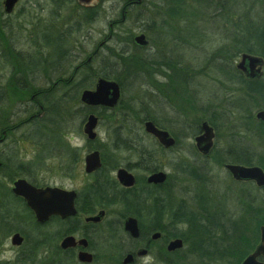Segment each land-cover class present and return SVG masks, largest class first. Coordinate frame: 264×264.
Segmentation results:
<instances>
[{
    "label": "rangeland",
    "instance_id": "374dc122",
    "mask_svg": "<svg viewBox=\"0 0 264 264\" xmlns=\"http://www.w3.org/2000/svg\"><path fill=\"white\" fill-rule=\"evenodd\" d=\"M2 1L0 0V3ZM49 2L50 0H46L41 3L46 7V11L51 10ZM164 2L163 8L152 9L149 4H145L142 9L133 10L132 22L115 23L114 20L120 17L119 11L107 5L105 9L101 8L103 9L101 18L98 17L89 24L79 21L74 23L73 18L78 12L74 8L66 7L58 13L59 20L37 25L43 29L41 34L52 30V35L56 32L61 35L68 27L71 36L65 41L61 51L66 54V47L72 49L70 58L73 62L68 68L69 71L78 67L80 61L94 54L91 68L109 73L123 84L121 103L102 115L95 114L98 118L95 141H88L83 132L80 110L73 111L60 136L68 145L78 149L80 157L83 156L85 147L97 145L108 172L115 177V169L112 168L123 166L126 153H116L112 150L109 135L114 128L118 131L123 130L118 128L122 116L131 123L133 134L136 131L137 135H142L143 122H140L137 112L141 104V93L143 88L148 90L156 88L158 96H154L155 99L152 98L148 102L145 99L143 103L149 105L150 112L158 117L166 115L169 121L164 123L169 127V131L176 135L175 148L170 150L163 148V151L157 149L160 170L167 175L166 185L172 193L174 202L178 204L179 201H184L194 208V203L190 200L192 195L204 194L206 198L210 196L209 199L205 198L206 204L211 212L218 208L221 213L218 221L224 224L228 232L234 234V238L243 230L244 222L248 228L245 236L249 238L252 232L249 230L253 228V233L258 238L256 234L258 227L255 228L257 218L253 221L245 211L252 207L257 208L260 213L259 205L263 204L264 189H258L253 183L246 181H234L220 160L226 159L227 150L230 152L243 148L254 152L259 158L264 157V144H261L264 124L255 117L258 111H264L263 103L253 105L243 100L244 96L242 97L234 81H228L229 76L226 73L234 70L240 56V53L234 52L232 34L248 22L246 18L257 21L262 15L261 7L257 0H184L182 5L176 7L181 15L174 17L170 12L172 5L167 0ZM148 18L154 23L150 26L143 25L142 20ZM28 28L26 25L24 33L26 35L23 37V34L18 32L23 29L22 25L9 27L11 37L16 38L18 35L24 39L18 42L11 38L9 42H4L7 36L0 22V156L3 159L12 157L16 152L24 161L36 160L38 148L31 139L18 140V136L30 130V122H26L29 114L25 112L31 113L32 110V113L35 112L32 108L33 103L38 100L41 91L51 92L49 101L54 103L61 97L73 94L72 89L61 96L57 89L52 91L54 89L51 83L55 75L51 74L44 60L48 58V54L43 50L41 34L36 38L35 33ZM141 31L148 40L147 47L142 48V51L140 48L136 49L131 40ZM17 51H21L19 55ZM143 54L150 57L149 65L140 64ZM121 57L129 58L131 67L128 72L121 66ZM133 58H137L138 61L135 60L133 63ZM33 66L36 69H32ZM29 67L31 71L28 70ZM87 72L89 71L85 68L78 73L83 75ZM89 73L94 74L93 69ZM259 78L264 83V65L261 67ZM227 94L230 97L226 98ZM160 97L165 98L169 106ZM204 122H208L215 132L213 147L205 156L195 149L193 141V135L199 131L198 125ZM9 126L11 128L8 130ZM247 126L254 132H259L261 136H255L251 130L248 132L245 129ZM144 141L152 145V148L156 146V142L150 137L144 138ZM131 157L133 159V155ZM43 161L38 177L46 186L79 190L89 182L82 174V163L77 164L75 176L69 178L65 175L64 166L59 168L61 163L56 167L51 158H43ZM182 166L186 169L195 167L194 171L202 180L183 174L178 168ZM131 172L138 181L146 175V172L139 168ZM11 174L13 173L0 171V183L5 189L9 188L8 185L11 187L12 181L18 177ZM112 208L108 221L116 222L119 219V210ZM17 214L18 211H15L14 215ZM15 220L16 222L19 220L17 226L25 228L24 231L29 233L24 248L26 251L32 239L30 230L32 225L28 227L30 224L25 216L20 219L17 215ZM6 222L8 225H0V260L12 261L20 249L10 244L12 233L8 231L15 226L13 221L6 219ZM102 227L103 225L98 229L101 234H96L92 238V241L96 242L94 247L96 261L93 264H117L121 249L111 247V243L104 240L107 234L102 231ZM43 231L51 230L44 228ZM161 251V244L156 241L143 263L163 264L158 261ZM251 251L252 249H249L242 259ZM169 258L168 264H199V259L186 247ZM242 259L239 261L233 258L217 259L210 264H238ZM47 262L48 259L45 260V264Z\"/></svg>",
    "mask_w": 264,
    "mask_h": 264
},
{
    "label": "trees",
    "instance_id": "16d2710c",
    "mask_svg": "<svg viewBox=\"0 0 264 264\" xmlns=\"http://www.w3.org/2000/svg\"><path fill=\"white\" fill-rule=\"evenodd\" d=\"M170 1L175 5V7L170 6L171 16L179 17L181 13L177 8L184 0ZM257 3L261 7L260 13H262V15L257 21H250L249 18H246L245 20L248 22H246L245 25H241L240 29L234 31L231 40L234 44L233 48L235 53L245 52L260 56L264 59V0H257ZM64 43L65 41L61 40L57 42H47V46H50L54 51L52 54H48V58H44V60H46V65L51 70L53 76L57 75L60 77L63 74L65 75L68 67L73 62V59L70 58L71 54H65L61 51ZM234 52L233 54L235 55ZM126 59L128 62H125ZM133 60L134 63L137 58H133ZM121 61L122 68L128 72L131 67L129 58L121 57ZM139 62L141 65L145 66L151 63V59L148 55H141V61ZM33 68L34 66L32 69ZM34 69H36V67ZM73 69H75V67ZM73 69L74 87L72 89V95L61 97L58 102L54 103L49 101V94L51 92L48 93L47 90H43L38 95V100L33 103L34 107L32 108L35 109V112L32 113L33 110L31 113L25 112V114H29L26 122H30V130L27 131L26 134H22L25 133L22 132L18 136V140L20 138L27 140L31 139L32 143L38 148L36 160L24 161L16 155V152L10 157L11 159H3L0 156V161L2 163L0 171L13 173L11 174L12 176H25L33 185L42 187L45 184L39 183L36 180L40 181V179H38V174L42 170V164H44L43 158H51L53 155V147L58 150V154L61 156L60 159L64 162L63 159L66 157L65 152L70 145L64 142L60 135L63 132L64 126L67 125L66 122L71 117L73 111H75L73 108H70V106H77V93H79L80 90L93 86L91 73L87 72L81 75ZM28 70L31 71V68L29 67ZM220 70L224 73L222 69ZM226 73L229 76L228 81H234L237 89L242 93V97L244 96L243 100L248 103H253V105L263 103L262 106L264 107V83L260 79H247L236 68H234L233 71H226ZM57 85H59V88H57V86V90L54 89L52 91H58L60 94L59 96H61L67 91V84H61L59 80L57 81ZM122 91H124V89H122ZM154 96L155 95L150 89L143 88L141 93V104L137 109L140 122L151 120L158 127L169 129L164 123L165 121H169L166 115L158 117L155 113L150 112L148 108L149 105L143 103L145 99H147V102L151 101L152 98L155 99ZM227 97H230L229 94L226 95V98ZM146 112L149 114H144ZM40 114H42L41 117H39ZM7 128L9 130L11 127L9 126ZM118 128L123 130L118 131L117 128L113 129L109 145L114 152L116 150L117 152L123 151L127 153V157L124 159V163L127 167L132 165L130 160L133 155V167L142 169L145 172H152L161 168L157 160V149L163 151V148L156 141V146L152 148V145L144 141V138H148L147 135H133L131 123L123 116L122 122ZM245 129L248 132H250V130L253 131L250 126L245 127ZM171 133L173 134V132ZM253 134L257 137L260 135L259 132L254 131ZM173 135L176 137L175 134ZM225 157V160H220L221 163L226 161L247 166L255 164L264 169V157L259 158L254 152L245 148L230 152L227 150ZM113 162L116 164L115 160H113ZM178 168L183 174H188L194 179L199 180L201 177L194 171L195 167H192V169H186L183 166ZM100 169V173L93 177V182H91L88 185V189L85 190L84 193L86 197L84 199H79L80 204L92 209L94 206L105 205L109 203L110 200L117 201L119 199L124 215L134 214L140 221V226L143 231L146 229L145 222H148L149 219L154 223V230H161L165 227L166 229L162 230L165 235V240L173 237H181L185 242L187 250L200 260V264H210L217 259L226 258H233L239 261L249 249L253 248L257 241L253 233V228L249 230L252 231L250 232L251 238L250 236L249 238L245 236L244 233L248 230L245 222L243 224V230L234 238V234L228 232L224 224L218 221L221 217L218 208L216 211L211 212L210 207L206 204L207 200L201 199L198 194L194 198V201H192L194 203V208H192L184 205L182 201H179L178 204L175 203L172 198V193L167 187H153V189H149V185L144 182V179L142 181L144 184H140L138 188L133 189V193L130 190L117 191V184L109 177L103 157ZM21 207L27 210V208L21 204L20 200L18 201L11 195L9 188L5 189L0 183V225H8L6 219H11L17 230L25 232V228L23 229L17 226L19 220L16 222L15 217H17V215H14L15 211L20 210ZM259 209L260 213L257 208L254 209L252 207L245 211V214L253 218V221L257 218L255 228L264 220V207L262 204L259 205ZM22 212L24 213V211ZM29 215L30 214L26 215L27 222L30 224L28 227L31 225L30 229H32V227H41L33 223V218ZM59 225L60 224H58V226ZM252 234L254 237H252ZM256 234H258L257 228ZM223 241L224 244H222ZM225 241L231 242L226 243ZM45 242L43 241V243L38 244H46ZM33 244L34 247L36 245L35 241ZM30 254L34 256L35 253L32 251ZM27 260H29V256L20 260V262L26 263Z\"/></svg>",
    "mask_w": 264,
    "mask_h": 264
},
{
    "label": "flooded vegetation",
    "instance_id": "af4514ba",
    "mask_svg": "<svg viewBox=\"0 0 264 264\" xmlns=\"http://www.w3.org/2000/svg\"><path fill=\"white\" fill-rule=\"evenodd\" d=\"M44 1H46V0H17L16 3L13 5L12 9L9 11H7L5 9V0H3L0 3V22H1V25L3 28V31H5V34L7 36V39L4 42H9V40L11 38L14 40H18V42H20L21 39H24V38H22V36H20V38H19L18 35H16V38L14 36L13 37L10 36L9 27L13 28V25H18V26L22 25L23 26L22 30H18L19 33L23 34V37H25V35H26L24 33H26L25 26L27 25V26H29L28 30L35 33L36 38H39L43 29H41L37 25L45 24L46 21L59 20L60 14L58 15V13H60V11L65 9L66 7L74 8L78 12L76 17L73 18L74 23L76 21H79V23L89 24V23H92L93 21H96L98 17L101 18V16H102L101 11L103 10V9L101 10V8L104 7V9H105L106 6L109 5V7L115 8V11H119L120 17H118L116 20H114V22L118 24V23L125 22V21L132 22L133 21V14H132L133 10L142 9L145 4H149V7H151L152 9L163 8V6L165 4L164 0H160V1H155V0H151V1L150 0H90L88 3H81L78 0H50L48 6L50 7V5H51V10L46 11V7H43L41 5V3ZM167 2H169L170 5L172 4V6L175 7V5H173V3L170 0H167ZM183 3H184V1H183ZM183 3H181L180 5H182ZM151 20L152 19H149V18L143 19L142 20L143 25L150 26V24L154 23ZM112 24L113 23H109V25H112ZM71 26H69V27H71ZM146 28L148 29L150 27H146ZM2 35H4V34H2ZM139 35H143L145 38L146 45L144 47L136 44V42H135L136 36H134L133 39H131V40L133 41V44L136 46V49L140 48L139 50L142 51L143 50L142 48L147 47L148 40H147L144 32L141 31V33ZM70 36H71V34L68 32V27L63 30V33L61 35H59L58 32H56L52 35V30H50L46 33L44 31L41 34L42 43H44L43 50H45L46 54H49V55L52 54L54 49L50 48V46H47V42H49V41L57 42L58 40L68 41ZM12 50H13V48H12ZM20 52L21 51H17V55H19ZM67 53L72 54L71 47H66V54ZM143 55H147V54H143ZM93 56H94V54L89 55L85 60L80 61V65H78V67L76 66L75 69H73L77 72L84 70L85 68L89 72L91 69H93L94 74L92 73L93 74L92 80H93V78L95 79V81H93V86L87 87L84 89L95 88L97 80L99 78H105L107 80H112L118 84V86L120 88V95H121L123 85L119 80H117L115 77H113L109 73H106L104 71L99 72V71H96L95 68H91V60H92ZM152 61H154L155 63L157 62L155 59H152ZM263 65H264V59H263ZM69 72L70 71L67 69L65 75L63 74L60 77H58L56 75L54 77V79L52 80V83H51L52 88L56 89V87L59 86V85H57V81L60 80L61 84H63V83L67 84V87H68L67 90L73 89V87H74L73 73H72V70L70 73ZM153 90H152V93L155 96H158L157 89L155 88ZM37 94H38V92L36 93V95ZM166 97H167V95H166ZM160 98L162 99V101L165 102L166 105L169 106V104L165 98H162V97H160ZM77 102H78L77 106L73 107V110H80L81 111V114H82L81 122L83 123V125L85 123L86 117L90 113H93L96 115H102L106 111H110L111 109H114L116 107V106H113V107L89 106V105H86L83 102H81L80 97H78ZM158 128H162V127H158ZM162 129H165V128H162ZM198 130H199L198 133H195L193 135V137L199 134L200 127L198 128ZM134 133L136 134L137 132L134 131ZM141 133L147 135L151 139H155L152 135L146 133L142 129H141ZM135 134H133V135H135ZM111 137H112V134L109 135V142H110ZM88 141H90V140H88ZM92 141H95V139L91 140L90 142H92ZM261 144L262 145L264 144V134L263 133L261 136ZM77 150L78 149H76V147H72V146L68 147L67 151L65 152L66 157H64V159H63L64 162L62 161V159H60L61 156H59L58 150L55 147L52 148L53 155L51 156V160L53 161L54 166L57 167L58 164L61 163L59 168L61 169V167L63 165L64 169H65V175H67L69 178L75 176L77 164L82 163V174L85 177H87V179L89 181V182H87V184L85 186H83L79 190L67 189L68 191H74L75 192V199H74L75 214L73 216H69L66 218H60L58 216H52L45 223L39 224L36 221L33 212L26 206L24 199L22 197L15 196L11 192V187L8 185L11 195L15 199H17L18 201L20 200L21 204L23 206H25L28 210V211L24 210L21 207V209L18 210V214H17L18 217L22 218V217H24V216L26 217V215L30 214L33 218V223H35L41 227H32V229H30L31 234H32V236H31L32 239H31V242L29 243L28 247H26L27 248L26 251H24L25 245L27 243V235L29 233L17 230L16 226H13L8 231V232L12 233L10 236V244H11L12 236L15 233H18L22 237L21 244L18 246H14L12 244L11 245L14 246L16 249H20V252H19V254H17V256L14 260H12V261L0 260V264H45V260H47V259H48L47 264H93L96 261L95 260L96 254L94 252V247H95L96 242H93L92 238H93V236H96V234H98V235L101 234V232L98 230L101 225H103L102 231L107 234V236H105L104 240H107L108 243H111V247L115 246V248L121 249L120 256L117 259V264H125L124 259L127 255H131V260L127 264H144L143 260L148 257L150 250L153 247V245L156 243V241H159L161 244L162 251L160 253V256H159L160 258H158V261L159 262L161 261V263H163V264L164 263L168 264L170 262L169 257L171 255L177 254L182 249H184V247H186L185 242L183 241V239L181 237H173V238H168L167 240H165V238H164L165 235H164V232L162 230L166 229V228L164 227L161 230L160 229L154 230V228H153L154 223L150 219L148 220V222H145V225H146L145 228L147 230L145 229V231H143L141 229V226H140V221L138 220V218L134 214L124 215L119 199L117 201L110 200L109 203H106L105 205L94 206L92 209L87 208V206H85L83 204H80L79 199H84L86 197V195L84 193L85 190H87L89 187L88 185L91 182H93V177L95 175H98L100 173V170H101L100 169L101 167H99L97 170L93 171L92 173H87L85 171L84 157L87 153H89L93 150H97L99 152V156L101 159V165H102V155H101L100 151L98 150L97 145H95L93 147L89 146L88 148L85 147L84 148V154H83V156L81 155V157H80V154L77 152ZM115 152L120 153L123 151L117 152L115 150ZM126 155H127V153H126ZM125 157H127V156H125ZM130 161L132 164L130 167H127L126 164L124 163L123 166L119 165L116 168H112V169H115V172H116L119 168H124L133 175V173L131 171L133 169H137V168L133 167L132 157H131ZM62 162H63V164H62ZM53 163H52V165H53ZM1 165H2V163H1ZM1 165H0V167H1ZM223 167H224V165H223ZM152 172H154V171H152ZM152 172H146V175L140 181H138L135 178V176L133 175L135 182L130 187L122 186L118 182V180L116 179V175H115V177L114 176L112 177V175L109 172H108V174H109V177H111L116 182V184H117L116 190L117 191L130 190L133 193V189L138 188L140 186V184H144L142 182L143 179H144V182L147 185H149V189L150 188L153 189V187H160V188L165 187L166 188L167 187V185H166L167 179H166V181H164L161 184H153V183H148L146 181L147 175H149ZM25 179L29 183H31L26 177H25ZM38 179H39V177H38ZM199 180H202V177H200ZM36 181H38L39 183L45 184L39 180H36ZM198 195L201 199L206 198V195L203 196L204 194H198ZM132 196H133V194H132ZM196 196H197V194L192 195L190 197V200L194 201V198ZM209 197L210 196H208V198H206V199H209ZM115 198H117V197H115ZM18 205H19V203H18ZM184 205L188 206L185 202H184ZM112 207H115V208H117V210H119V219L116 222L108 221L109 211L113 209ZM21 210L24 211V213ZM100 213H102V214H100ZM96 216H100L99 220H96V221L90 220V218H93ZM128 217L135 218L137 221V226L139 229V234L137 237H133L128 231H126L124 229V222ZM58 224H60V225L58 226ZM44 228H50L51 231H49V232L43 231ZM156 234L158 236L154 237V235H156ZM66 237H72L74 239L75 245L73 247H68V248L63 249L61 247V242ZM176 238L182 239V241H183L182 249L181 250L176 249V250L171 251V252L167 251V245H168L169 241L174 240ZM34 241H35L36 245L33 247ZM43 241L44 242L46 241L45 242L46 244H38V243H43ZM83 241L85 242L84 245L82 244ZM37 245H38V247H37ZM22 249H23V253L21 254ZM140 249H145L146 254L143 256H138L137 252ZM32 251L35 253L34 256H32L30 254V253H32ZM82 251H85V252H88L89 254H91L92 260L90 263L81 262L78 260V253L82 252ZM27 256H29V260H27L26 263H24V262L21 263L20 260L25 259ZM259 261L264 263V256H260ZM146 264H150V263H146ZM199 264H200V260H199Z\"/></svg>",
    "mask_w": 264,
    "mask_h": 264
},
{
    "label": "water",
    "instance_id": "95a60500",
    "mask_svg": "<svg viewBox=\"0 0 264 264\" xmlns=\"http://www.w3.org/2000/svg\"><path fill=\"white\" fill-rule=\"evenodd\" d=\"M17 0H5V9L11 10ZM81 3H88L90 0H78ZM136 44L140 46L146 45V41L143 35L135 37ZM263 60L261 57L243 53L240 57V61L237 64V68L242 70L247 78H256L259 76ZM120 97V88L114 81H109L104 78L97 80L96 86L93 90L85 89L80 94V101L89 106H104L113 107L116 105ZM256 118L264 120V112L259 111L256 114ZM98 118L94 114H89L84 124V134L87 139L93 140L96 137L95 126ZM145 132L153 135L157 138L159 143L165 148H170L175 144L174 138L166 130L157 128L151 121H145ZM202 134L195 137V143L197 149L207 154L212 146V138L214 136L213 129L207 123H203L201 126ZM85 171L92 173L101 166V159L99 152L93 150L87 153L84 157ZM1 165V163H0ZM225 168L231 173L232 177L236 180H253L258 186H264V171L258 166H242L234 164H226ZM116 179L125 187H130L134 184V176L124 168H119L116 171ZM166 174L163 171H156L149 174L146 178L148 183L161 184L165 181ZM11 192L15 196L22 197L25 200L27 207L33 212L36 221L39 224H43L52 216H58L60 218H66L75 214L74 199L75 192L68 191L55 186L35 187L27 180L18 178L13 182ZM102 214V213H100ZM100 216L90 218V220H99ZM124 229L128 231L133 237H137L139 229L135 218L128 217L124 222ZM260 240L254 250L247 255L240 264H263L257 260L259 256H264V223L259 228ZM158 235H154L157 237ZM22 237L15 233L11 238V244L14 246L20 245ZM84 241L82 244L84 245ZM81 244V243H80ZM75 245L72 237H66L61 242L63 249L73 247ZM183 246V242L180 238L169 241L167 245V251L171 252L176 249H180ZM146 254L145 249H140L137 252L138 256ZM78 260L81 262L90 263L92 260L91 254L82 251L78 253ZM131 260V255H127L124 259V263L127 264Z\"/></svg>",
    "mask_w": 264,
    "mask_h": 264
}]
</instances>
